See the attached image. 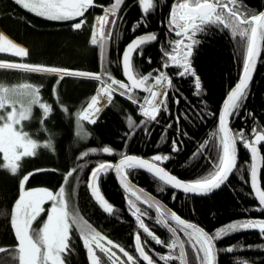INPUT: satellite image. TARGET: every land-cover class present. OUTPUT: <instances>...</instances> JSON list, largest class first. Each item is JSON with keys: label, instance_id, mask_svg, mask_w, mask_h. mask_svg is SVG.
<instances>
[{"label": "trees", "instance_id": "1", "mask_svg": "<svg viewBox=\"0 0 264 264\" xmlns=\"http://www.w3.org/2000/svg\"><path fill=\"white\" fill-rule=\"evenodd\" d=\"M178 1L154 0L155 7L147 16V26L140 24L133 32V27L143 17L139 0H122L121 7L116 10L117 24L112 27L113 36L105 39V46L101 51L99 44H91L94 20L103 6L112 7L115 0H93L94 6L85 12L82 18L86 23L79 30H75L73 24L81 18L52 21L36 16L17 5L15 0H0V31L3 30L27 46L28 56L25 61L32 65L55 66L102 75L103 80L110 83L111 79L104 75L107 72L112 78L124 82L120 61L124 47L137 35L153 33L157 39L133 54L134 67L142 75L152 72L155 76L159 71H164L172 80V87L168 90V111H162L156 122L137 127L145 119L139 112L138 104L114 93L112 103L108 102L102 109L96 123L89 124L85 121L77 123V116L95 95L99 81L71 76L61 79V75L0 69V85L8 88L31 85L39 88L41 102L50 105L52 109L42 125L43 110L34 105L31 118L23 121L22 126L18 125V130L22 127L31 139L40 144L49 138L53 143V149L39 148L36 156L23 158L15 175L0 167V248L17 249L18 241L11 227V212L20 194V178L36 172L25 188L41 187L56 191L64 183L65 176L75 169L66 182L69 205H72L69 212L77 213L83 222L91 225V229L100 232L105 237L104 242L110 239L134 257V262H129L119 252V248H113L112 251L116 252L119 259L109 260L97 251L98 264H113V261L115 264H147L135 249L137 233L142 245L146 242L145 252L152 260L160 253V257H171L160 258L157 264H179L178 247H168L171 233L163 225L156 223V218L144 205L125 194L112 172L103 176L99 183L102 195L114 208L112 214L105 213L99 207L87 187L92 168L103 162H113L126 154L140 155L147 159L154 155L170 156L162 166L186 181L205 178L214 170V162L218 163L217 153L212 150V145L218 143V112L224 97L240 75L246 54V40L242 41L239 36L234 38L231 29H223L222 25L220 28H210L211 34L196 37L202 42L194 49L191 59L201 79L202 88L199 96L194 95V77L180 78L178 73L181 69L178 67H163L169 62L164 52L171 53L174 45L170 42L177 39L174 32L169 31V22L171 9ZM233 6L246 13L256 14L264 8V0H235ZM149 58L151 63H148ZM134 96L140 102L144 98L138 92ZM176 100H179L178 104ZM17 109L19 110V104ZM5 111H11V108ZM129 116L133 120L131 129L127 123ZM177 117L180 118L178 123ZM229 123L234 135L243 130L248 141L254 136L253 129L264 134V47L250 82L249 95L238 115L234 114ZM81 124L83 131L89 134L87 137H83L81 133ZM169 124L172 125L171 128L168 127ZM145 127L150 135L145 133ZM162 136L165 137L163 141ZM173 140H176L180 149L177 152L172 151ZM205 141L210 142L209 146L202 149L201 145ZM106 146L113 150L112 155L103 153L102 149ZM93 148L97 150L96 154L79 159L81 153ZM237 148V170L230 175L224 186L205 197L186 196L176 192V199L173 200L175 190L163 185L144 170L130 172L129 178L162 200L181 218L196 223L215 237L216 230L229 223L264 219V211L251 210L259 206L249 186V151L240 142L237 143ZM260 150L263 156L260 182L264 190V144H261ZM197 152L202 154L194 159ZM3 163L0 153V165ZM80 165L87 167L81 168ZM161 188L164 190L160 191ZM128 199L135 201L141 212L147 213L145 225L163 244L157 245L138 228L135 218L130 215ZM76 230L73 226L70 232L71 252L62 258L66 264H90L87 250ZM214 241L217 250H224L218 251L217 264H236L237 261L242 264H264V247H261L264 246V235L261 233L241 230ZM183 242L188 264H200L188 237H184ZM229 247L234 250L226 251ZM12 255L16 256L18 264V252L7 251L0 253V264H12L8 259Z\"/></svg>", "mask_w": 264, "mask_h": 264}, {"label": "snow or ice", "instance_id": "2", "mask_svg": "<svg viewBox=\"0 0 264 264\" xmlns=\"http://www.w3.org/2000/svg\"><path fill=\"white\" fill-rule=\"evenodd\" d=\"M15 3L38 17L52 21H69L81 18L79 23L73 24L75 30H79L85 25L86 21L82 17H84L85 12L90 7L94 6L93 0H15ZM121 4L122 0H115L111 8V14L113 16L116 15V10L121 7ZM230 4L235 5V0H194V3L190 2V0H183V2L174 4L170 13L169 31L172 32L175 29V35L183 38L170 42V44L174 45L172 47V53L174 54L167 51L164 52V56L168 58L169 62L165 63L163 67L165 69L178 67L181 69L178 73L180 78L194 77V87L196 90L194 95L199 96L202 88L201 79L197 75L191 59L194 56V49L202 42L196 37L211 34L209 32L210 28H220L222 25L223 29H231V35L234 38L239 36L242 41L246 40V54L243 59V67L239 81L228 93L219 114V136L216 138L218 143L212 145V150L217 153L218 159V163L214 162L213 164L214 170L205 178L184 182L160 166V164L168 161L171 158L170 156L154 155L149 160L135 155H122V158L117 164L100 163L98 166L92 168L87 183L91 196L99 207L105 213L112 214L114 208L102 195L99 183L103 176L114 171L125 193L135 197V201H140L147 208L155 210L156 215L160 217L156 220L157 224L163 223L167 225L169 221H172L180 226L179 230L188 237L192 251L195 253L196 259L200 264H217L218 251L224 250L216 249L214 239L219 240L241 230H259L264 235V219H247L229 223L225 227L216 230L215 237H213L195 224L186 223L176 212H165L159 204L142 198L140 193L143 190L136 189L131 185L129 173L137 170L148 172L154 179L175 190L172 194L173 200L176 199V192H182L186 196L195 195L205 197L224 186L228 182L230 175L237 170V143L240 142L251 153V187L260 205V207L251 210L258 212L264 211V191L259 186L258 167L256 163L259 154L257 146L261 142H264V134H260L256 129H253L255 140L249 143L245 138L243 130L233 135L229 127L230 118L234 114L238 115L239 110L249 95L250 82L257 69L258 60L261 57L262 47H264L262 45V41H264V12L258 15L246 13V11H241L235 6L230 7ZM139 6L142 10L143 17L133 27V32L136 31L140 24L147 26V16L150 10H153L155 7L154 0H139ZM104 11L105 15L96 18L100 23V29L97 30L93 26L91 38V44L93 46L99 44L101 51H103L106 42L103 28L104 25L109 23V10L105 9ZM111 24L115 26L117 20L113 19ZM97 35H99V39ZM112 36L113 29H109L107 37L111 38ZM156 39V34L141 35L134 38L124 49L122 54L123 75L130 83H124L114 79L107 72L104 75L108 79H111L110 84L104 83L102 75L26 63H0V69H22L33 73H59L61 74V79L66 76H71L101 81L103 86L98 89V95H93L91 101L87 103V106L78 113L77 123L85 121L89 124H95L98 113L102 110L97 107L99 103L98 96L104 95L109 100V103H112L114 93H118L121 96H126L133 104H139L140 114L145 119H142L137 127H142L148 122H156L162 111H168V90L172 87V80L166 72L159 71V74L155 76H153L152 72L142 75L134 67L133 54L141 49L142 46ZM185 39L188 41L187 43H185ZM0 53H10L13 56L21 58L28 56L26 49L17 47L10 41H7L2 35H0ZM140 55H142V52H140ZM148 63H151V58H149ZM150 80H153L154 83H148ZM58 84L59 80L57 81ZM157 86L166 88L162 99L160 98L161 93L153 90ZM137 90L149 93L150 95L145 96L144 101L141 103L134 96ZM53 91L55 93V88ZM176 103L178 104L179 100H176ZM17 104H19V110L17 109ZM34 105H38L43 110V119L41 120V124L43 125L44 120L49 117L52 109L50 105L41 102L39 88L31 85H20L19 87L8 88L0 85V153L3 154L4 160V163L0 167L9 170L13 175L17 174L23 158L36 156L37 149L39 148L53 149L51 138L45 143L40 144L36 140L31 139L29 134L22 130V127L19 130L17 128L18 125L22 126L23 121L31 118ZM7 108H11V111H5ZM64 110L66 111V109ZM179 119L177 117V123ZM127 123L131 129L133 125L131 116L128 117ZM168 127L171 128L172 125L169 124ZM81 133L83 137L89 135L83 131V124H81ZM81 133H77V135H81ZM145 133L147 135L151 134L146 127ZM164 138L162 136L161 140L163 141ZM209 143V141H205L201 145V148L208 147ZM179 150L176 140H173L172 151L177 152ZM102 151L104 154H113V150L107 146ZM96 152L97 150L93 148L88 152L81 153L79 159H83L90 154H96ZM201 154L197 152L193 158L195 159ZM156 162H160V164ZM80 167H87V165H80ZM74 171L75 169L65 176V182L73 175ZM35 174L36 172H30L20 180V195L15 201L11 212V227L18 241V248H0V253L6 251L18 252V264H66L62 256H67L71 252L70 232L72 227L75 226L79 230L83 245L87 250L90 264H98L97 251L104 254L109 260L113 258L119 259L116 256V252L112 251V248H119V252L129 262H134V257L124 247L114 244L110 239L106 241V244L111 247H106L105 243H102L105 237L100 232L91 229V225L87 224L86 221L82 223L79 216L69 212L64 186H61L59 191L55 193L46 188L26 190V183ZM163 190V188L160 189V191ZM135 201L128 199V204L130 206V215L135 218L138 228L142 229L157 245L163 244V241L158 239L150 231L149 227L145 225L144 219L147 218V213L141 212V209L137 207ZM46 202H51L52 206L48 209L47 220L37 230L33 225L45 211L44 205ZM165 216H167V219H165ZM90 229L91 231H89ZM169 231L174 235L176 233L175 229H169ZM145 246L146 242L145 245H142L141 237L137 233L135 236L136 252L147 264H153V260L145 252ZM168 247L175 248L176 245L173 243ZM180 248L181 256H183V243H181ZM233 250L231 247L226 249L228 252H232ZM160 258L171 259V257ZM8 259L12 261V264H17L15 255L8 257ZM113 264H115V261H113ZM236 264H242V262L237 261Z\"/></svg>", "mask_w": 264, "mask_h": 264}, {"label": "water", "instance_id": "3", "mask_svg": "<svg viewBox=\"0 0 264 264\" xmlns=\"http://www.w3.org/2000/svg\"><path fill=\"white\" fill-rule=\"evenodd\" d=\"M231 5V4H230ZM261 12H264V8L263 9H261L259 12H257L256 14L258 15L259 13H261ZM170 17H171V15H170ZM150 34H153V33H143V34H140V35H137V36H135L134 38H136V37H139V36H141V35H150ZM133 38V39H134ZM132 39V40H133ZM181 39V38H180ZM131 40V41H132ZM130 41V42H131ZM129 42V43H130ZM153 42V41H152ZM149 43H151V42H149ZM148 44V43H147ZM262 44H263V41H262ZM127 46V45H126ZM126 46L124 47V49L126 48ZM124 49H123V51H124ZM123 51H122V54H123ZM122 54H121V70H122V74H123V68H122ZM0 56H2V57H4V58H10V59H19V57H16V56H13V55H11V54H0ZM5 60H7V59H5ZM12 61V60H11ZM259 61V60H258ZM243 67V66H242ZM241 71H242V69H241ZM241 73V72H240ZM254 74H255V72H254ZM240 76V75H239ZM254 76V75H253ZM123 79H124V82L125 83H130L129 81H127V79H126V77H124V75H123ZM238 81H239V77H238V79H237V81L234 83V85L229 89V91L227 92V94H226V96L224 97V99H223V101H222V103H221V106H220V108H219V112H218V126H219V114H220V112H221V110H222V107H223V103H224V101H225V99L227 98V95H228V93L232 90V88L235 86V84L236 83H238ZM136 92H138V93H141V94H143V95H149V93H145V92H143V91H139V90H137ZM91 101V100H90ZM89 101V102H90ZM87 106V105H86ZM85 106V107H86ZM98 117V116H97ZM229 127H230V130H231V132L233 133V131H232V128H231V126H230V123H229ZM258 133H260V134H263V133H261V132H258ZM234 135V134H233ZM255 140V135L253 136V138H252V140H251V142L252 141H254ZM251 142H249V143H251ZM262 143H264V142H261L257 147H258V156H257V159H256V163H257V167H258V182H259V186H260V189L262 190V188H261V182H260V172H261V169H262V164H263V156H262V153H261V150H260V145L262 144ZM248 150V149H247ZM249 151V150H248ZM249 154H250V169H251V163H252V161H251V153H250V151H249ZM126 155H133V154H126ZM135 156H138V157H141V158H144V157H142V156H140V155H135ZM122 158V156L121 157H119V158H117L115 161H113V162H103V163H112V164H117L118 162H119V160ZM144 159H147V158H144ZM150 160V159H149ZM157 163V162H156ZM158 164H160V163H158ZM98 166V165H97ZM160 166H162V164H160ZM96 167V166H95ZM163 167V166H162ZM166 170V169H165ZM168 171V170H167ZM112 173L114 174V176H115V178H116V181H117V183H118V185L120 186V188L122 189V187H121V185L119 184V182H118V179H117V177H116V175H115V173H114V171H112ZM170 174H172V173H170ZM172 175H174V174H172ZM178 178V177H177ZM178 179H180V178H178ZM248 179H249V184H250V188H251V191H252V193H253V197H254V199L256 200V202H257V204H258V206L260 207V205H259V202H258V199H256L255 198V194H254V191H253V189H252V187H251V180H250V170H249V175H248ZM129 180H130V183H131V185L134 187V188H136V189H142L143 190V192H141L140 193V195L142 196V198H145V199H148L150 202H155L156 204H159L160 205V207H161V209L163 210V211H165V212H170V211H173L172 209H170L162 200H160L159 198H157L156 196H154L153 194H151L150 192H148L147 190H145L144 188H142V187H140L139 185H137L136 183H134L130 178H129ZM181 181H184V182H191V181H186V180H182V179H180ZM123 190V189H122ZM124 191V190H123ZM216 191V190H215ZM263 191V190H262ZM182 193V192H181ZM126 195H128V196H130V197H132L130 194H128V193H125ZM192 196H195V195H192ZM133 199H135V197H132ZM139 203H141L140 201H138ZM142 204V203H141ZM142 205H144V204H142ZM145 206V205H144ZM146 208H147V206H145ZM149 211H151L153 214H154V216L157 218V219H159L160 217H158L157 215H156V213H155V210L154 209H149V208H147ZM165 219H167V216H165ZM172 222V221H171ZM185 222L186 223H193V222H189V221H186L185 220ZM173 223H175V222H173ZM168 231H169V229H174L173 228V226H171L169 223L167 224V225H165V224H163V223H161ZM193 224H195V223H193ZM197 227H200L199 225H197V224H195ZM201 228V227H200ZM204 230V229H203ZM205 231V230H204ZM249 231H255V232H258V233H260L259 232V230H249ZM170 233H171V235H172V237H173V239L175 240V243H176V245H177V247H178V250H179V253H180V257H181V264H187V258H186V252H185V248L183 249V251H184V255L183 256H181V248H180V245H181V243H183L182 242V240H181V238H180V236H179V234L176 232L175 233V235L171 232V231H169ZM206 232V231H205ZM208 233V232H207ZM209 234V233H208ZM210 235V234H209ZM184 245V244H183ZM216 246V245H215ZM137 255L139 256V254L137 253Z\"/></svg>", "mask_w": 264, "mask_h": 264}, {"label": "bare ground", "instance_id": "4", "mask_svg": "<svg viewBox=\"0 0 264 264\" xmlns=\"http://www.w3.org/2000/svg\"><path fill=\"white\" fill-rule=\"evenodd\" d=\"M105 9H108L109 10V15H108V20H109V23L108 24H106V25H104V28H103V31H104V33H105V37L107 36V33H108V30H109V27H110V25H112L111 24V21L113 20V15L111 14V7H105L104 8V10ZM102 11V13L100 14V15H98V16H102V15H105V11ZM97 16V17H98ZM97 30H99L100 29V23H99V21L96 19L95 20V23H94V25H93ZM112 27V26H111ZM2 34H5V32L3 31V30H1V32H0V35H2ZM8 36V38L6 39L7 41H10L12 44H14V45H16L17 47H21V48H24V49H26V47H25V45L24 44H21V43H19L18 41H16L15 39H13L11 36H9V35H7ZM98 37H99V35H98ZM0 54H10V53H0ZM19 58H21V57H19ZM22 59V58H21ZM0 63H8V62H0ZM17 70V69H16ZM22 70V69H21ZM25 71V70H24ZM104 79V78H103ZM103 86V84H100V86L98 87V89L100 88V87H102ZM98 89H97V91H96V94L95 95H98ZM153 90H155V88L153 89ZM165 91H166V88L165 87H161L160 86V93H161V96H160V98L162 99L163 98V95H164V93H165ZM150 95V94H149ZM141 98V97H140ZM98 99H99V103H98V105H97V107H99V108H101V109H103L105 106H106V104L108 103V99H107V97L106 96H104V95H99L98 96ZM102 111V110H101ZM100 111V112H101ZM99 115V114H98ZM262 166H263V164H262ZM262 170V169H261ZM249 186H250V184H249ZM262 188V187H261ZM251 189V188H250ZM263 190V189H262ZM264 191V190H263ZM252 192V191H251ZM253 194V193H252ZM186 220V219H185ZM186 221H189V220H186ZM189 222H192V221H189ZM194 223V222H193ZM196 224V223H195ZM155 225V224H154ZM202 228V227H201ZM203 229V228H202ZM76 232H79L78 230H76ZM168 232V231H167ZM207 232V231H206ZM157 233V232H156ZM74 234V233H73ZM104 235V234H103ZM181 238V237H180ZM182 240V239H181ZM175 241V240H174ZM183 242V241H182ZM215 242V241H214ZM172 244V243H171ZM177 246V245H176ZM113 249V248H112ZM157 249V248H156ZM172 250H174V249H172ZM167 252H168V250H167ZM14 253H16V252H14ZM97 253V252H96ZM117 253H119V252H117ZM175 256V255H174ZM180 256V255H179ZM136 258V257H135ZM178 258V257H177ZM180 258V257H179ZM102 263V262H101ZM119 263V262H118ZM103 264V263H102ZM120 264V263H119ZM129 264V263H128ZM188 264V263H187Z\"/></svg>", "mask_w": 264, "mask_h": 264}, {"label": "rangeland", "instance_id": "5", "mask_svg": "<svg viewBox=\"0 0 264 264\" xmlns=\"http://www.w3.org/2000/svg\"><path fill=\"white\" fill-rule=\"evenodd\" d=\"M180 2H183V0L182 1H180ZM179 2V3H180ZM113 19H114V17H113ZM111 26L112 25H110V27H109V29H111ZM109 31V30H108ZM1 32V31H0ZM8 34L7 33H5V34H2V36L4 37V38H8V36H7ZM107 37V36H106ZM105 37V38H106ZM20 60H23V59H20ZM0 62H8V63H25V62H14V61H7V60H1L0 59ZM26 64H28V63H26ZM32 65V64H31ZM16 70V69H15ZM49 74H59V73H49ZM61 75V74H60ZM109 83V82H108ZM102 84V83H101ZM155 90L156 91H159L160 92V86H157L156 88H155ZM148 96V95H147ZM99 114V113H98ZM2 154V153H1ZM2 156H3V154H2ZM24 177V176H23ZM23 177H21L20 178V180L23 178ZM61 186H64L65 187V194H66V202H67V205H68V209H69V207H70V209H72V205H71V203H70V205H69V198H68V194H67V189H66V182L64 181V183H62L60 186H59V188L56 190V191H52V190H50V189H48V190H50V191H52L53 193H55V192H58L59 191V189L61 188ZM38 188H41V187H33V188H26V190H31V189H38ZM20 195V194H19ZM19 197V196H18ZM18 199V198H17ZM51 206H52V204H51V202H46L45 203V205H44V209H45V211L41 214V216L38 218V220L34 223V225H33V227L35 228V229H39L40 227H42L43 226V224H44V222L47 220V215H48V209H50L51 208ZM72 214H75V215H77V213H75V212H73L72 211ZM78 216V215H77ZM81 222L83 223V220H81ZM78 230V229H77ZM79 231V230H78ZM89 231H91V229L89 230ZM170 242V244L172 243H175L174 241H169ZM102 243H105V245H106V247H107V244H106V242H104V241H102ZM93 247H94V245H93ZM17 248H18V245H17ZM184 248H185V246H184ZM185 252H186V249H185ZM180 257V256H179ZM186 258H187V254H186ZM177 261H178V263L179 264H181V257L180 258H177ZM187 263H188V260H187Z\"/></svg>", "mask_w": 264, "mask_h": 264}, {"label": "flooded vegetation", "instance_id": "6", "mask_svg": "<svg viewBox=\"0 0 264 264\" xmlns=\"http://www.w3.org/2000/svg\"><path fill=\"white\" fill-rule=\"evenodd\" d=\"M188 41L185 39V43H187ZM171 224H172V226L175 228V230H176V232L179 234V236L181 237V239H182V241H183V238L184 237H186L185 235H184V233L183 232H181L179 229H180V226L178 225V224H176V223H172L171 222ZM161 226H162V224H160ZM163 228H164V226H162ZM165 229V228H164ZM190 231V230H189ZM169 235H170V233H169ZM170 237H171V235H170ZM171 241H173V239H172V237H171ZM184 243V242H183ZM161 254V253H160ZM160 254L158 255V256H156L155 258H154V260H153V264H157V262L160 260Z\"/></svg>", "mask_w": 264, "mask_h": 264}]
</instances>
